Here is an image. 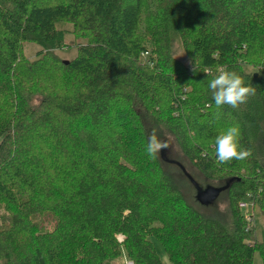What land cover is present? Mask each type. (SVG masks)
<instances>
[{
    "label": "trees",
    "instance_id": "16d2710c",
    "mask_svg": "<svg viewBox=\"0 0 264 264\" xmlns=\"http://www.w3.org/2000/svg\"><path fill=\"white\" fill-rule=\"evenodd\" d=\"M221 67L256 88L238 109L212 99ZM234 124L251 155L217 164ZM0 137V264H167L157 242L170 264H264L245 216L264 209V0H0Z\"/></svg>",
    "mask_w": 264,
    "mask_h": 264
},
{
    "label": "clouds",
    "instance_id": "9594fccd",
    "mask_svg": "<svg viewBox=\"0 0 264 264\" xmlns=\"http://www.w3.org/2000/svg\"><path fill=\"white\" fill-rule=\"evenodd\" d=\"M204 73L210 77L208 88L217 108L227 105L238 109L255 95L256 88L252 84H247L237 71L221 67L216 70L215 75L207 70ZM240 138L241 129L238 124L228 126L215 137L214 157L217 164L244 160L251 155V149L241 146ZM168 147L166 141L158 139L155 131L149 135L146 151L150 156L155 157L157 153Z\"/></svg>",
    "mask_w": 264,
    "mask_h": 264
},
{
    "label": "rangeland",
    "instance_id": "374dc122",
    "mask_svg": "<svg viewBox=\"0 0 264 264\" xmlns=\"http://www.w3.org/2000/svg\"><path fill=\"white\" fill-rule=\"evenodd\" d=\"M64 25H66L69 28H72L71 23L65 22ZM85 40L86 38L84 36L76 35L73 32H70L69 34H67L66 40H65L66 44L62 48L55 50L56 54L60 58V61H62V59L63 60L70 59L73 56H75L77 53V49H78V43L83 42ZM39 48L40 46L37 43L33 41H25L22 50L25 56H27L29 59L32 60V59L37 58L38 56L37 51ZM177 55L181 57V59H183L184 61L188 62V58L182 50H179ZM142 57H145L144 53L142 54ZM245 66L249 70L253 69V66L250 64H247ZM27 84L31 86V85H35V82L32 81V82H28ZM39 101H40V96L35 94V98H33V102L37 103ZM20 108L22 107L20 106ZM170 146L173 147L174 151L176 152L175 154L179 153L178 155H180V151L178 152L179 148L176 146V144L173 143V140L171 141ZM185 161L188 163L189 168L192 173L201 175L200 173H198V170L187 161V159ZM200 177L202 178V180H204V177L202 175ZM202 184H205V182H203ZM224 201L225 199L219 200V203H218V206L222 209H224V207L226 206V203ZM250 201H253V200H250ZM248 205H251V204L248 203ZM252 210H253L252 215L251 214L246 215L245 213V216L247 217V220H249V224H248L249 226L255 225L254 232H253L255 238L252 241L256 243L257 239H259L260 241H264V209L261 208L259 205H255V208L253 207ZM40 220L43 223V225L48 229H52L55 223V218L52 216V214H46L43 217H40ZM157 247H158L159 253L162 259L164 260V262L167 264H170L171 261L169 257L167 256V253L164 250L163 245L160 242H157ZM125 251L126 250L123 251L121 256L112 258L111 264H130L131 262L127 261L129 260V258L128 259L126 258ZM253 264H263V259H262V256L259 250H256L254 253Z\"/></svg>",
    "mask_w": 264,
    "mask_h": 264
},
{
    "label": "water",
    "instance_id": "95a60500",
    "mask_svg": "<svg viewBox=\"0 0 264 264\" xmlns=\"http://www.w3.org/2000/svg\"><path fill=\"white\" fill-rule=\"evenodd\" d=\"M223 186L209 185L206 188H199L198 199L203 203L213 201L220 193Z\"/></svg>",
    "mask_w": 264,
    "mask_h": 264
},
{
    "label": "built area",
    "instance_id": "2783aa9c",
    "mask_svg": "<svg viewBox=\"0 0 264 264\" xmlns=\"http://www.w3.org/2000/svg\"><path fill=\"white\" fill-rule=\"evenodd\" d=\"M123 238H124V235L123 234H119V239L123 240ZM127 261H130L131 262L130 264H133V263L135 264L134 260H132V259H129Z\"/></svg>",
    "mask_w": 264,
    "mask_h": 264
}]
</instances>
